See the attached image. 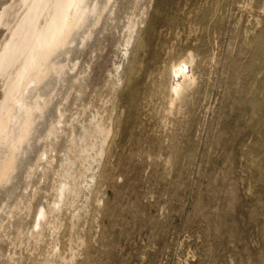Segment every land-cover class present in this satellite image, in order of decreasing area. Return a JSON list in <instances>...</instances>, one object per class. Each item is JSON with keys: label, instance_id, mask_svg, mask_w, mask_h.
<instances>
[{"label": "rangeland", "instance_id": "1", "mask_svg": "<svg viewBox=\"0 0 264 264\" xmlns=\"http://www.w3.org/2000/svg\"><path fill=\"white\" fill-rule=\"evenodd\" d=\"M85 6L0 140V264H264V0Z\"/></svg>", "mask_w": 264, "mask_h": 264}, {"label": "bare ground", "instance_id": "2", "mask_svg": "<svg viewBox=\"0 0 264 264\" xmlns=\"http://www.w3.org/2000/svg\"><path fill=\"white\" fill-rule=\"evenodd\" d=\"M81 5L72 3L71 0H0V140L7 136L13 144L18 143L19 140L21 141L30 118H27L28 115L27 117L23 115L22 107L15 106L14 103L20 101L22 91L31 79L30 75H34L36 79L37 72L42 71L41 66L45 59L48 58L58 44L62 43L63 39V43L66 40L69 41L72 29L81 24L89 12L94 11V6L80 8ZM176 66L173 73L179 83H174L175 86L171 89L172 92L174 91V96L181 89L182 81L186 76V70L184 71V69L187 68L183 65ZM40 73L42 75V72ZM11 118L15 120V123L18 122V125L13 124L9 132ZM90 131L93 133L92 130ZM9 162L10 159L7 163L3 161V164L8 165ZM12 164L11 166H13ZM6 167H9V165ZM59 198L58 200H60Z\"/></svg>", "mask_w": 264, "mask_h": 264}, {"label": "snow or ice", "instance_id": "3", "mask_svg": "<svg viewBox=\"0 0 264 264\" xmlns=\"http://www.w3.org/2000/svg\"><path fill=\"white\" fill-rule=\"evenodd\" d=\"M72 3H79V4H83L86 3V0H71Z\"/></svg>", "mask_w": 264, "mask_h": 264}]
</instances>
